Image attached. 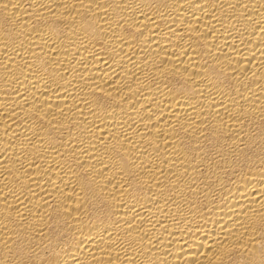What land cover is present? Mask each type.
I'll list each match as a JSON object with an SVG mask.
<instances>
[{
	"label": "bare ground",
	"instance_id": "1",
	"mask_svg": "<svg viewBox=\"0 0 264 264\" xmlns=\"http://www.w3.org/2000/svg\"><path fill=\"white\" fill-rule=\"evenodd\" d=\"M0 264H264V0H0Z\"/></svg>",
	"mask_w": 264,
	"mask_h": 264
}]
</instances>
